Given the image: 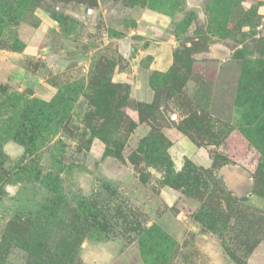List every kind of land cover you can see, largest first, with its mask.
<instances>
[{
	"label": "rangeland",
	"instance_id": "obj_1",
	"mask_svg": "<svg viewBox=\"0 0 264 264\" xmlns=\"http://www.w3.org/2000/svg\"><path fill=\"white\" fill-rule=\"evenodd\" d=\"M0 264H264V0H0Z\"/></svg>",
	"mask_w": 264,
	"mask_h": 264
},
{
	"label": "trees",
	"instance_id": "obj_2",
	"mask_svg": "<svg viewBox=\"0 0 264 264\" xmlns=\"http://www.w3.org/2000/svg\"><path fill=\"white\" fill-rule=\"evenodd\" d=\"M152 87L154 91V98L152 103L143 104V105H141V103H138L136 110L139 112V114L142 117H147V119L150 117L151 118V119L149 118L150 122L155 125L157 121L155 114L160 108V102H159L160 93L156 86L152 85ZM140 108H142L143 110H141ZM181 129L183 130V128ZM103 136L104 137H102V139L106 141V143L109 142L108 137L105 135ZM169 147H170V142L162 134L161 129L158 128L157 126H154L152 133L149 134L148 137H146L140 142V147L138 152L140 155L144 157L145 160L148 159L149 154H157L158 156H160L159 161H164L167 158L166 151ZM107 154L110 155V151H106L105 155Z\"/></svg>",
	"mask_w": 264,
	"mask_h": 264
},
{
	"label": "crops",
	"instance_id": "obj_3",
	"mask_svg": "<svg viewBox=\"0 0 264 264\" xmlns=\"http://www.w3.org/2000/svg\"><path fill=\"white\" fill-rule=\"evenodd\" d=\"M138 92H135V94H137ZM139 94V93H138ZM144 96V98H141L140 97V94H139V97L138 99L142 100L143 102H150L151 101V98H152V94L150 92H145V90H141V96Z\"/></svg>",
	"mask_w": 264,
	"mask_h": 264
}]
</instances>
